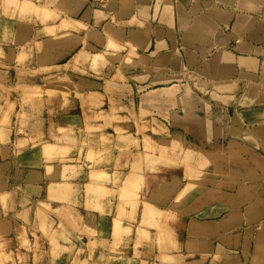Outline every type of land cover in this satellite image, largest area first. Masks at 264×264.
Instances as JSON below:
<instances>
[{
    "label": "crops",
    "instance_id": "crops-1",
    "mask_svg": "<svg viewBox=\"0 0 264 264\" xmlns=\"http://www.w3.org/2000/svg\"><path fill=\"white\" fill-rule=\"evenodd\" d=\"M0 264H264V0H0Z\"/></svg>",
    "mask_w": 264,
    "mask_h": 264
},
{
    "label": "built area",
    "instance_id": "built-area-1",
    "mask_svg": "<svg viewBox=\"0 0 264 264\" xmlns=\"http://www.w3.org/2000/svg\"><path fill=\"white\" fill-rule=\"evenodd\" d=\"M108 0H93L94 4L99 7L105 6Z\"/></svg>",
    "mask_w": 264,
    "mask_h": 264
},
{
    "label": "bare ground",
    "instance_id": "bare-ground-1",
    "mask_svg": "<svg viewBox=\"0 0 264 264\" xmlns=\"http://www.w3.org/2000/svg\"><path fill=\"white\" fill-rule=\"evenodd\" d=\"M131 61V60H130Z\"/></svg>",
    "mask_w": 264,
    "mask_h": 264
}]
</instances>
